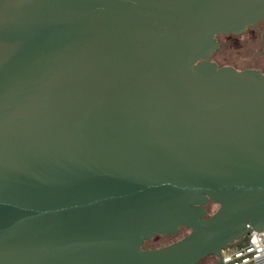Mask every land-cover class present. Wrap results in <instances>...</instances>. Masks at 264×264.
Returning <instances> with one entry per match:
<instances>
[{
    "label": "water",
    "instance_id": "95a60500",
    "mask_svg": "<svg viewBox=\"0 0 264 264\" xmlns=\"http://www.w3.org/2000/svg\"><path fill=\"white\" fill-rule=\"evenodd\" d=\"M263 19L264 0H0V264H221L264 230V73L212 60Z\"/></svg>",
    "mask_w": 264,
    "mask_h": 264
},
{
    "label": "rangeland",
    "instance_id": "374dc122",
    "mask_svg": "<svg viewBox=\"0 0 264 264\" xmlns=\"http://www.w3.org/2000/svg\"><path fill=\"white\" fill-rule=\"evenodd\" d=\"M219 48L214 52L212 60L218 66H231L238 70L257 69L264 73V19L249 27L241 34H221L217 36ZM218 208L210 204L208 209L213 213ZM182 228L174 235H156L144 244L145 248H157L173 243L188 233ZM197 264H220L215 255H208Z\"/></svg>",
    "mask_w": 264,
    "mask_h": 264
},
{
    "label": "built area",
    "instance_id": "2783aa9c",
    "mask_svg": "<svg viewBox=\"0 0 264 264\" xmlns=\"http://www.w3.org/2000/svg\"><path fill=\"white\" fill-rule=\"evenodd\" d=\"M221 264H264V230L252 231L224 247Z\"/></svg>",
    "mask_w": 264,
    "mask_h": 264
}]
</instances>
